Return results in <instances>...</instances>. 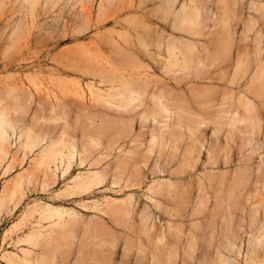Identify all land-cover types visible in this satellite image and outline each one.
<instances>
[{
    "label": "rangeland",
    "instance_id": "1",
    "mask_svg": "<svg viewBox=\"0 0 264 264\" xmlns=\"http://www.w3.org/2000/svg\"><path fill=\"white\" fill-rule=\"evenodd\" d=\"M194 5L0 0V264H264V0Z\"/></svg>",
    "mask_w": 264,
    "mask_h": 264
},
{
    "label": "bare ground",
    "instance_id": "2",
    "mask_svg": "<svg viewBox=\"0 0 264 264\" xmlns=\"http://www.w3.org/2000/svg\"><path fill=\"white\" fill-rule=\"evenodd\" d=\"M192 3L194 5V0H192ZM199 12H200V8L198 6L194 5L192 10H191V15L188 18V21L190 24H192V23L199 24V22H200L199 18H198ZM193 17H194V20H193ZM184 20H185V18H184ZM193 31L194 30H192V32ZM192 35H197V34H192ZM157 44H158L157 46L161 52L166 51V53L170 57L173 58V62L170 61L166 67L169 70V72L174 71V68H180V71L188 70L192 64L196 63L195 55H194L195 51H194V48L191 46L189 47L186 45V47H185V46L181 45L179 48L175 47V48L171 49V48H169L170 45L167 46L161 40L158 41ZM161 48H163V49H161ZM175 50H178V52L173 53V51H175ZM137 95L148 97L150 95V91L147 88H144L143 93H139ZM138 99L142 102V98H138ZM135 100L136 99L133 96H131V101H135ZM0 123H1L0 124V141L3 143L1 151H2V153L7 154L5 145L9 143L10 136L7 134L5 127H11L12 125L7 120L6 115L3 112L0 114ZM26 135L28 137V143H27L28 146H39L42 143L41 139L33 138L28 132L26 133ZM46 152H48V155L51 157L52 161L55 160V158L62 153L59 150H55L53 147H50V149L48 148V150H46ZM76 187H77V190L82 191L87 187V184L77 183ZM153 190H155V192H157V194L162 193L161 188H158V189L153 188ZM118 214H121V212H118ZM123 216L124 217L127 216V212L125 210H123ZM66 226L68 229L76 227V225L73 224V221L69 222ZM254 231H256V233H254ZM257 233H259V235ZM74 238H76V237H75L72 230L71 231L69 230L65 234V240L67 241V251H69V249L71 248ZM255 244H257L259 247L262 248V250H264V226L258 228L257 230H252V234L249 237V246L252 247ZM253 252L257 253L258 251L256 250ZM34 264H55V257H53V259H49L46 255L41 256L39 258V260L37 262H35Z\"/></svg>",
    "mask_w": 264,
    "mask_h": 264
}]
</instances>
